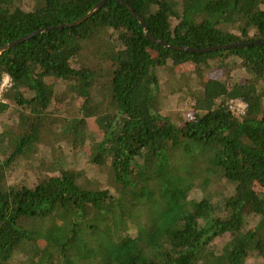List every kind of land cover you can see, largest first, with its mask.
Segmentation results:
<instances>
[{"label": "trees", "instance_id": "obj_1", "mask_svg": "<svg viewBox=\"0 0 264 264\" xmlns=\"http://www.w3.org/2000/svg\"><path fill=\"white\" fill-rule=\"evenodd\" d=\"M100 1L0 0V48ZM125 1L175 46L264 41V0ZM189 64L219 76L190 88L179 121L159 69ZM4 73L0 264H264L263 43L167 48L107 0L4 52Z\"/></svg>", "mask_w": 264, "mask_h": 264}, {"label": "rangeland", "instance_id": "obj_2", "mask_svg": "<svg viewBox=\"0 0 264 264\" xmlns=\"http://www.w3.org/2000/svg\"><path fill=\"white\" fill-rule=\"evenodd\" d=\"M93 53V52H92ZM95 56V54L93 55ZM92 56V57H93ZM98 55L96 54L95 57ZM192 64L189 65H182V66H173L168 65L164 67H160L159 69V76L162 84V112L165 115L173 117L175 120L184 121L186 118L191 116L190 110V97L188 92L193 85L198 84L201 81L206 80L207 77L210 76H219L217 72H210L206 74V78L198 77L195 72V67ZM12 118L8 115H1L0 114V131L3 129V125L11 124ZM44 152L49 153L51 152V147L55 146V143L51 142L50 144H44ZM71 160L72 165H76L73 161L72 157H69ZM79 163V169L89 170L91 168L90 163L88 162L87 158H81ZM15 176V177H14ZM14 176L11 179L12 181L21 180L24 176V168L20 166L18 169L14 171ZM130 232L135 234L137 232V228L130 229ZM224 242L223 239L217 240V244L220 246ZM248 264H257L258 260L250 256L247 259Z\"/></svg>", "mask_w": 264, "mask_h": 264}, {"label": "water", "instance_id": "obj_3", "mask_svg": "<svg viewBox=\"0 0 264 264\" xmlns=\"http://www.w3.org/2000/svg\"><path fill=\"white\" fill-rule=\"evenodd\" d=\"M118 1L122 5L126 6L139 19L140 23L144 27V30L146 32L147 37L150 40H152V41H154V42H156L158 44H161V45H163V46H165L167 48L181 50V51H188V52L205 53V52H210V51H217V50H220V49H227V48H230V47H242V46H245V45H248V44H254V43H258V44L263 43L264 44V41L255 40V41L248 42V43H234V44H229V45L208 46L206 48H193V47H190V46H182V45L175 46V45L169 44V43H167L165 41H162V40L156 38L155 36H153V34L151 33L150 28L147 25V23L144 20V18L138 12H136V10L134 8L125 0H118ZM106 2H107V0H101L88 13H86L83 17H81L80 19H78V20H76V21H74L72 23H68V24H64V25H60V26L42 27L39 30H36V31H34V32L30 33V34L25 35V36H22L21 38H19L17 40H14L12 42L6 43L5 45H3L0 48V56L4 52L10 50L11 48H14V47L18 46L22 42H24V41H26V40L38 35L41 32H45V31H48V30H51V29H55L56 27H61V28L74 27V26H77V25L83 23L84 21H86L90 17H92L95 13H97L106 4Z\"/></svg>", "mask_w": 264, "mask_h": 264}, {"label": "built area", "instance_id": "obj_4", "mask_svg": "<svg viewBox=\"0 0 264 264\" xmlns=\"http://www.w3.org/2000/svg\"><path fill=\"white\" fill-rule=\"evenodd\" d=\"M13 85V78L10 74L4 73L2 75L1 81H0V102H5L4 94L5 92L12 87ZM247 104L240 100L236 99L233 102V108H235L239 113H244L246 110Z\"/></svg>", "mask_w": 264, "mask_h": 264}]
</instances>
